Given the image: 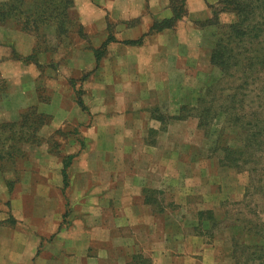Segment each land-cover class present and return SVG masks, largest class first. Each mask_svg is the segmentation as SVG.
Masks as SVG:
<instances>
[{"label": "crops", "instance_id": "crops-1", "mask_svg": "<svg viewBox=\"0 0 264 264\" xmlns=\"http://www.w3.org/2000/svg\"><path fill=\"white\" fill-rule=\"evenodd\" d=\"M216 1L185 0L186 14L179 24L158 32L151 28L173 16L172 0H113L109 9L85 1L79 8L80 21L92 31L76 36V45L67 55L58 51L50 57L57 68L47 65L50 59H41L43 54L38 55L43 68L36 61L6 55L0 65L8 82L4 115L14 119L36 105L51 118L41 130L44 138L69 129L78 136L63 138L58 153L48 148L34 153L44 167L30 171L28 184L21 183L16 190L20 196L11 199L14 219L0 213V264H217L212 245L199 236L175 234L174 219L163 220L157 211L158 206L162 208L156 201L162 193L157 181L167 180L170 187L164 192H174V169L167 164L174 155L148 154L158 144L148 133L155 134L162 127L161 118L151 108L157 103L151 83L172 81L174 60L194 63L190 51L202 46L194 36L199 31L200 37L202 30L181 23L192 14L200 19L210 17L209 5ZM108 18L115 24L112 31ZM3 32V41L21 57L33 54L36 36L18 29ZM109 36L115 40L108 43L98 64L93 50ZM133 40L140 43H126ZM89 43L91 48H87ZM83 72H91L82 83L87 110L77 103L70 84L76 73ZM41 78L48 89V102L39 99ZM135 81L142 82L141 88L137 91L136 84L132 92L126 87ZM124 83L127 91L116 97V87ZM117 129L123 135H117ZM126 131L136 142L143 140L145 153H132L128 159L119 149L128 137ZM71 154L75 157L67 169L66 186L62 169ZM21 208H27L28 215L17 214ZM8 217L14 222L7 221Z\"/></svg>", "mask_w": 264, "mask_h": 264}, {"label": "trees", "instance_id": "trees-1", "mask_svg": "<svg viewBox=\"0 0 264 264\" xmlns=\"http://www.w3.org/2000/svg\"><path fill=\"white\" fill-rule=\"evenodd\" d=\"M218 4L212 10V17L204 24L215 30L209 63L218 73L196 99L197 106H194L198 109V128L215 135L212 148L214 152L222 153L218 159L222 166L249 171L253 176L257 168L264 171V0H219ZM172 12L171 18L154 23L151 30L158 32L175 27L176 22L186 14L185 0H172ZM221 13L232 14V20L222 22L219 18ZM0 26L36 36L33 54L21 57L12 47L11 57L36 61L41 68L45 65L39 63L38 55L43 53L41 46L47 44V27L54 28L55 53L62 51L67 55L69 48L76 45V36H85L75 0H0ZM114 40L113 36H109L93 50L98 64L106 54L108 43ZM126 43L135 45L140 40ZM87 46L91 48L90 43ZM47 65L57 68L53 58ZM90 74L83 72L79 78L70 79L77 103L83 110L87 108L81 87ZM37 90L40 101L48 102L50 97L44 78L40 79ZM7 96L8 84L0 71V101ZM18 117L16 120L0 121V171L9 163L17 165L20 156H24L25 153L20 152L15 142L30 145L50 143L52 135L47 139L41 135V130L51 121L48 114L39 112L36 105H32L22 110ZM214 123L220 126L213 127ZM224 136L228 139H223ZM74 157L71 154L64 160L62 175L66 186L67 169ZM199 223L209 224L204 232L211 237L215 227H220L213 211H207L206 217H200ZM223 225V232L231 231L225 240L229 243L234 264H255L257 261L264 264V244H253L255 235L264 236V220L254 221L239 215ZM195 228L199 230L197 234L203 236L199 225Z\"/></svg>", "mask_w": 264, "mask_h": 264}, {"label": "rangeland", "instance_id": "rangeland-1", "mask_svg": "<svg viewBox=\"0 0 264 264\" xmlns=\"http://www.w3.org/2000/svg\"><path fill=\"white\" fill-rule=\"evenodd\" d=\"M85 1H88L99 9L112 8L113 3V0L109 2L107 0H75V8L79 21V8L83 7ZM218 1L219 0L209 5L211 11L210 17L200 19L195 17L197 14H192L188 16L187 21L183 20L181 23L184 26L188 25L189 28L195 27L200 31L202 30L200 32L201 38L198 35L199 31L194 35L196 41L201 40L202 46L190 51L194 63H175L176 61L174 60V79L172 81L164 80L151 83L150 87L153 86L156 89V96L154 99L157 101L156 104L154 101V105L151 108H155L156 112L154 115L161 118L162 127H160L155 134L148 133V135L152 136V140L155 138L158 142L155 149H151L150 152L148 149V154L154 156L158 153L166 154L171 152L172 155H174V158L171 157L172 161L170 159L167 161V164L171 163L169 165L174 169V192H164L166 188L170 187L166 183L167 180H162V182L160 179L157 181L159 186H162L160 187L162 193L156 195V201H160V206H162V208L160 209L158 206L157 211L162 212L163 220L165 218L174 219V224L172 226L175 234L184 233L186 235L199 236L205 243L212 245L216 251L217 264H234L231 257L228 256V254H230L229 243L225 240L226 236L230 234L231 231L228 229L226 233L223 232V224H227L229 220L239 215H242L246 219L252 218L254 221L264 220V171L257 168V171L254 172L252 176L249 171H237L236 169L222 166L218 161V159L222 157V153L214 152L212 148L215 135L198 128V109L194 106H197L196 99L200 93H203L208 84L214 80V76L218 73V70L209 63L210 48L214 42V37L212 35L215 30L213 27L204 25L205 22L212 17V10L219 6ZM191 16L193 18H191ZM219 18L222 22H229L232 20L233 16L230 13H221ZM108 19L110 20L109 23L111 22L112 24H109V27H107L108 30L112 31L115 24L112 18ZM178 24L177 21L176 25ZM8 29L11 28L0 26L1 63L6 59L8 53L11 54L9 43H6L2 39L3 36L5 37L3 30ZM84 29L86 30L85 35L90 34L89 30L92 31V28ZM46 30L47 44L41 46L43 52L41 59L43 58L47 62L51 56L55 55V47L53 46L55 39L52 37L53 34H50L54 28L47 27ZM182 61L183 59H181V62ZM0 71L4 77L1 67ZM76 76V78H79L81 75L76 73ZM140 83L142 82H132V85L126 88H130L133 92L134 86L139 84L135 86L136 90L139 91L141 88ZM79 84L78 82L77 85ZM89 85L90 84H88V86ZM125 86L126 84L124 83V85L116 87V97L117 94H123L122 91L126 89ZM136 96L137 94L135 97ZM7 100L8 96L0 101V121L19 119V117L13 119L4 115V108L6 107ZM217 124L214 123L213 127L217 128L220 126L219 123ZM74 131V129H69L68 131L59 130L57 133L53 132L50 143L44 142L39 145L36 143L30 145L23 144L21 141L15 142L16 147L20 148V152L25 154L24 156H20L18 161L19 165L9 163L5 166L3 171H0V213H8L10 217L13 218L11 213V199L20 196L16 190L21 183L22 186L28 184L26 181L30 171H35L41 166L37 158L34 159V153L39 155L40 152H45L46 148L58 153L62 148L60 142L63 138L78 136V133ZM116 131H118L117 135H123L118 129ZM129 132L126 131L124 133L128 137L124 139L123 145L119 148L123 153L125 152L128 154V159L132 153H138L139 155L145 153L144 144H142L143 140H138L136 142L131 132L129 137ZM66 133H70V135H66ZM138 135H140L139 130ZM223 139L227 140L228 138L224 136ZM51 142H54V144ZM116 148L118 149V147ZM119 149L118 151H120ZM31 157L33 160L30 161ZM49 173L51 175L54 174L53 171ZM11 182H13V184ZM246 192H249V195H251H246ZM150 195H152V199H154V194L151 193ZM156 204L159 205V202H156ZM207 211H213L220 222L219 229L215 227L213 237H211L212 235L210 236L208 232H204L206 230L205 228L209 227V224L205 225V223H199L200 217H206ZM16 212L17 214L18 212H23L24 215H28L27 208L17 209ZM10 217H8L7 221L14 222ZM198 225L203 232V236L197 234L199 230L195 227ZM253 244L262 246L264 244V236H260L259 234L255 235ZM255 264H260V262L257 261Z\"/></svg>", "mask_w": 264, "mask_h": 264}]
</instances>
